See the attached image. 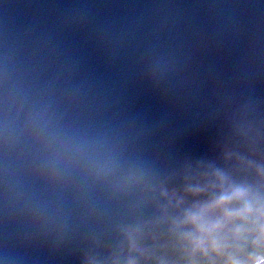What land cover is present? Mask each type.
I'll use <instances>...</instances> for the list:
<instances>
[{"label":"water","instance_id":"95a60500","mask_svg":"<svg viewBox=\"0 0 264 264\" xmlns=\"http://www.w3.org/2000/svg\"><path fill=\"white\" fill-rule=\"evenodd\" d=\"M50 141L110 175L66 190ZM214 171L264 198V0H0V264L175 260L161 193Z\"/></svg>","mask_w":264,"mask_h":264},{"label":"clouds","instance_id":"9594fccd","mask_svg":"<svg viewBox=\"0 0 264 264\" xmlns=\"http://www.w3.org/2000/svg\"><path fill=\"white\" fill-rule=\"evenodd\" d=\"M34 139L39 141L38 136ZM8 146L6 128L5 148ZM42 147L52 153L48 163L53 176L49 179L55 178L66 190L75 192L78 178L100 179L112 171L106 161L85 154L79 147L58 145L55 141ZM127 183L124 181L117 187ZM186 191L193 197L206 199L185 206L183 198L161 193L169 205L175 200V208L180 212L169 220L167 242L160 246L177 259H161L157 264H264V198L215 171L209 183L189 186ZM129 242L134 248L135 234L129 235Z\"/></svg>","mask_w":264,"mask_h":264}]
</instances>
